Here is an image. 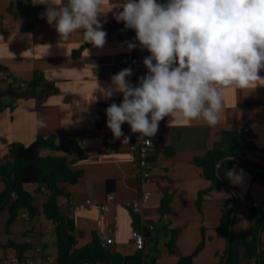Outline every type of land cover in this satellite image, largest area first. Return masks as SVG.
<instances>
[{"label": "crops", "instance_id": "obj_1", "mask_svg": "<svg viewBox=\"0 0 264 264\" xmlns=\"http://www.w3.org/2000/svg\"><path fill=\"white\" fill-rule=\"evenodd\" d=\"M122 3L123 0H103L99 19L107 36L103 48H97L85 43L80 35L59 43L54 24L49 25L43 16L49 5H34L32 0H0V69H6L14 79L26 82L33 80L35 72L43 78V83L37 86V97H31L16 87L9 88L7 82H0V162L13 143L30 145L40 134L57 135L53 138L55 145L71 152L67 156L71 168L83 171L76 184H64L70 197L57 198L60 211L74 220L78 247L90 243L93 232L104 242L109 237L108 229L118 223V236L106 247L121 256L134 255L137 251L132 239L135 223L125 207L115 206L103 217L94 210L74 211L73 207L82 205L87 199L101 203L108 192H114L118 202H126L137 200L142 191H149L151 196L143 204L145 220L154 224V230L162 232L156 237L159 246L157 264H177L180 257L191 255L202 241V229L204 247L193 259V264H218L219 256L226 249V241L217 235V228L221 206L230 197V192L227 189L214 190L198 208V193L207 189L210 182L202 176L194 160L213 147L222 131L243 130L244 126H249L252 133L249 140L254 148L244 150L243 158L264 166V87L258 86L249 92L226 89L221 120L215 127L207 126L203 120H194L189 126H169L170 118L166 117L158 130L165 149L155 155L152 181L140 185L134 177L133 160L127 146L116 139L114 151L107 152L96 136L83 135L97 127L101 104L109 106L123 100L120 93L105 100L98 90V84L107 88L111 77L122 70L121 57L134 52L127 47L129 42L134 43L132 35L121 31L123 27L116 19ZM84 44L88 45L74 55ZM259 75L264 76V71ZM46 84L54 85L56 90L47 93ZM106 120L101 125H106ZM254 124L258 126L255 129ZM81 146L85 149H80ZM51 153L50 150L42 151L43 155ZM80 153L83 158H79ZM232 169L243 170L241 182L231 183L240 197L233 232L247 234L254 226L251 206L264 202V186L253 182L250 172L242 167L234 165ZM108 180H114L112 191L107 190ZM5 190L6 184L0 181V193ZM26 190L35 196L37 213L26 219L22 215L29 214L25 210L19 211L8 234L10 211L7 206L0 210V264H19L18 252L5 247L8 240L31 245L23 255L30 260L29 264H57L56 222L43 213L50 192L36 184L26 185ZM165 194L171 196V211L168 221L162 223L159 210ZM99 221L102 222L100 228L97 226ZM172 230H176L177 235L173 252H170L168 242ZM260 247L264 250V232ZM240 257V264H254L244 258V250Z\"/></svg>", "mask_w": 264, "mask_h": 264}, {"label": "clouds", "instance_id": "obj_2", "mask_svg": "<svg viewBox=\"0 0 264 264\" xmlns=\"http://www.w3.org/2000/svg\"><path fill=\"white\" fill-rule=\"evenodd\" d=\"M49 5L43 14L55 26L61 42L80 35L85 43L103 48L107 33L100 22L103 0H32ZM116 19L135 30V39L150 55L143 60L146 75L134 86L125 68L111 77L102 98L120 93V104L106 108V126L114 139L129 137L125 123L138 141L151 143L166 117L169 126H189L203 120L220 123L226 89L254 91L264 87V0H123ZM50 46V45H49ZM128 50L136 48L127 44ZM97 98L94 96L95 101ZM43 125L42 121H39ZM255 129L257 125H252ZM242 169H228L233 184Z\"/></svg>", "mask_w": 264, "mask_h": 264}, {"label": "trees", "instance_id": "obj_3", "mask_svg": "<svg viewBox=\"0 0 264 264\" xmlns=\"http://www.w3.org/2000/svg\"><path fill=\"white\" fill-rule=\"evenodd\" d=\"M121 31L132 35L134 43L137 45L134 52H145L135 39V30L123 28ZM87 45H82L79 50L74 52V55H78ZM42 83L43 78L35 72L33 80L28 82L27 94L31 97H37L39 95L37 86ZM45 90L50 93L54 92L56 88L54 85L46 84ZM107 107V104L100 105L97 114V126H100L107 118ZM252 148L254 145L240 128L224 130L213 147L204 156L196 157L194 160L195 165L201 169L202 176L210 182L207 189L198 193L196 199L198 208H201L204 198L212 191L227 189L230 192V197L221 206L220 225L217 228V235L226 241V249L219 256L218 264H240L242 250H244L246 260L254 261V264H264V250L260 247L261 234L264 232V202L257 206H251V216L254 219V226L251 231L247 234H235L233 221L239 207L240 197L226 177L227 170L238 165L250 172L253 182L264 186V166L253 164L243 158L244 150ZM44 150H50L52 153L43 155L42 151ZM59 152L64 154H58ZM70 153L69 149L57 147L53 138H45L41 134L30 145L11 144L4 160L0 162V181L6 184V190L0 193V210L7 206L10 211L7 233L10 234L9 227L16 219L19 211L25 210L30 217L37 213V208L34 205L35 196L26 190V185L36 184L40 187H46L50 192L48 200L43 206V213L48 219L56 222L57 264H155L159 254L158 238H146V244H149L151 248L149 253L145 254L144 248H138L132 256H121L110 251L95 232L92 234L90 243L77 246L74 220L60 211L57 202V198L60 196L70 197L64 184H76L83 175L82 170L71 168L67 160ZM83 157L84 155L80 153L79 158ZM223 158L226 159L217 168L218 162ZM106 186L108 191H112L114 180H108ZM13 196L15 199L12 200ZM170 203L171 196L165 194L159 210L161 215L170 213ZM160 221L162 222L161 218ZM163 229L167 232L166 227ZM140 231L147 237V230L144 227H141ZM176 235V230L170 231L168 242L170 252H173V241ZM202 237V241L195 251L191 255L180 257L177 264H193V259L204 247V229H202ZM5 247H11L17 251L20 262L24 259L23 255L31 248V245L8 240Z\"/></svg>", "mask_w": 264, "mask_h": 264}, {"label": "built area", "instance_id": "obj_4", "mask_svg": "<svg viewBox=\"0 0 264 264\" xmlns=\"http://www.w3.org/2000/svg\"><path fill=\"white\" fill-rule=\"evenodd\" d=\"M119 24L125 28L124 22L119 21ZM128 33V32H127ZM148 52H132L129 54H125L120 59V66L123 69L130 68L132 71V75L127 79L134 86L138 85L139 78L146 75L147 69L143 64V60L149 56ZM0 82H7L9 88L16 87L20 90H27L28 82L23 80L14 79L10 76L9 72L6 69H0ZM122 131L125 136H128L129 142L123 143V137H121L119 142L128 148V152L132 157L133 166H134V177L138 181L140 185L151 182L153 175L152 172L155 168V155L158 152H162L165 149V144L162 138V134L160 131L157 132L155 137L148 138L145 137V140L151 139V143H145L143 141H138L137 137L138 133H132L130 126L128 124L122 125ZM243 132L247 135L248 138L251 137L252 133L249 126L243 127ZM85 137L96 136L101 144L104 146L107 152L114 151V143L115 140L110 129L106 125L97 126L92 130H87L83 133ZM55 136L45 135V138ZM80 149L84 150L85 146H81ZM151 196L149 191H142L140 196L135 201H126V202H118L116 199V195L114 192L106 193L105 199L101 203L93 202L90 199L85 200L82 205H76L73 207L74 211H84L87 212L89 210H94L96 213L100 215V217L105 216L111 208L115 206H123L125 207L130 214L135 223L134 230L132 231V239L138 248H144L145 254L149 253L151 248L149 244H146V238L140 231L141 227H144L148 231H153L155 229L154 224L147 222L145 220V214L143 212V204L146 203ZM22 217L28 219L29 215L26 213L22 215ZM161 220L163 223L168 221V214H162ZM98 228L102 226V222L99 221L97 224ZM119 225L118 223H114L111 228L108 229L109 237L105 238L104 243L106 245H110L113 243V240L116 236H118ZM36 250H40V248H36ZM30 260L23 259L19 262V264H29ZM157 264V262L155 263Z\"/></svg>", "mask_w": 264, "mask_h": 264}, {"label": "water", "instance_id": "obj_5", "mask_svg": "<svg viewBox=\"0 0 264 264\" xmlns=\"http://www.w3.org/2000/svg\"><path fill=\"white\" fill-rule=\"evenodd\" d=\"M226 158H223L222 160H220L218 162L217 168H219V166L221 165L222 161L225 160ZM161 235H162V232H159V231H156V230H153V231L147 233V236L148 237H152V238H156L157 236H161Z\"/></svg>", "mask_w": 264, "mask_h": 264}]
</instances>
